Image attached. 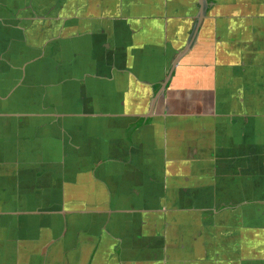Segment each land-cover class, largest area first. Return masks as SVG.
I'll list each match as a JSON object with an SVG mask.
<instances>
[{"label":"crops","instance_id":"obj_1","mask_svg":"<svg viewBox=\"0 0 264 264\" xmlns=\"http://www.w3.org/2000/svg\"><path fill=\"white\" fill-rule=\"evenodd\" d=\"M0 264H264V0H0Z\"/></svg>","mask_w":264,"mask_h":264}]
</instances>
